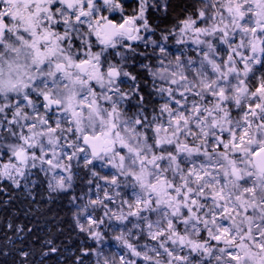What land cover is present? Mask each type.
Returning <instances> with one entry per match:
<instances>
[{"label": "snow or ice", "instance_id": "1", "mask_svg": "<svg viewBox=\"0 0 264 264\" xmlns=\"http://www.w3.org/2000/svg\"><path fill=\"white\" fill-rule=\"evenodd\" d=\"M21 54L5 206L71 214L73 264H264V0H0V75Z\"/></svg>", "mask_w": 264, "mask_h": 264}, {"label": "trees", "instance_id": "2", "mask_svg": "<svg viewBox=\"0 0 264 264\" xmlns=\"http://www.w3.org/2000/svg\"><path fill=\"white\" fill-rule=\"evenodd\" d=\"M133 3L129 4V7ZM175 15L174 12L173 16ZM6 199L8 195L0 193V246L7 244V250H11L13 247L11 241L14 240L17 247L25 248L39 260L42 245L46 240L52 239L59 253L46 259L44 264H73L76 254L85 250V244L92 243L78 231L69 229L71 214L66 215L64 212L57 214L56 204L51 205L53 210L49 211L50 206L39 197L38 202L26 201L20 197L5 206L3 201ZM9 224L13 225V228L23 227L24 232L20 236L14 235L12 229L8 228ZM29 228L32 229L30 233ZM5 233L10 239H5ZM43 250L48 249L44 247ZM16 259L18 260L19 257L17 256ZM6 260L7 264H13L12 256L7 257ZM4 261L5 258L0 257V264H4Z\"/></svg>", "mask_w": 264, "mask_h": 264}, {"label": "clouds", "instance_id": "3", "mask_svg": "<svg viewBox=\"0 0 264 264\" xmlns=\"http://www.w3.org/2000/svg\"><path fill=\"white\" fill-rule=\"evenodd\" d=\"M24 57L23 54H21V58L19 61L13 60L12 68H9L6 63L2 65V71L3 74L0 75V83L3 84L5 88H7L10 79L11 82H15L17 75L20 74L21 70L16 67L17 63L23 64Z\"/></svg>", "mask_w": 264, "mask_h": 264}, {"label": "rangeland", "instance_id": "4", "mask_svg": "<svg viewBox=\"0 0 264 264\" xmlns=\"http://www.w3.org/2000/svg\"><path fill=\"white\" fill-rule=\"evenodd\" d=\"M133 2H134V0H128V4H131ZM178 47H180V46L172 45V50L175 51ZM109 250H111V251H118V248H116L114 246V241L109 243Z\"/></svg>", "mask_w": 264, "mask_h": 264}]
</instances>
